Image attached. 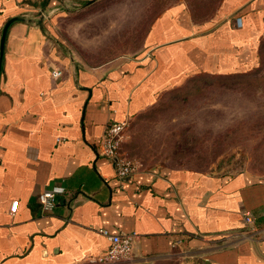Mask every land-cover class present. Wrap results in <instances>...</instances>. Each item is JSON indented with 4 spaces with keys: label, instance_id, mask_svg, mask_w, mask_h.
I'll return each mask as SVG.
<instances>
[{
    "label": "crops",
    "instance_id": "crops-1",
    "mask_svg": "<svg viewBox=\"0 0 264 264\" xmlns=\"http://www.w3.org/2000/svg\"><path fill=\"white\" fill-rule=\"evenodd\" d=\"M62 11L60 0H0V57L6 23L24 19L9 26L0 71V264H101L110 245L102 229L137 235L131 259L112 264L175 253L188 264H264V176L140 167L120 179L98 152L111 122L130 121L192 76L258 62L264 0H220L203 21L176 4L139 54L98 65L62 42ZM53 189L65 193L48 211L40 195Z\"/></svg>",
    "mask_w": 264,
    "mask_h": 264
},
{
    "label": "rangeland",
    "instance_id": "rangeland-1",
    "mask_svg": "<svg viewBox=\"0 0 264 264\" xmlns=\"http://www.w3.org/2000/svg\"><path fill=\"white\" fill-rule=\"evenodd\" d=\"M56 32L78 62L98 65L135 56L151 24L186 3L196 20L220 0H60ZM122 153L141 168L264 176V38L259 61L230 75L192 76L129 121ZM182 253L141 264H188Z\"/></svg>",
    "mask_w": 264,
    "mask_h": 264
},
{
    "label": "built area",
    "instance_id": "built-area-1",
    "mask_svg": "<svg viewBox=\"0 0 264 264\" xmlns=\"http://www.w3.org/2000/svg\"><path fill=\"white\" fill-rule=\"evenodd\" d=\"M62 70H54L53 76L60 77ZM129 121L111 122L105 133L98 142V152L101 156L113 160L116 168V176L120 179L134 174L140 169V164L136 160L126 157L121 149L126 139ZM64 194V189L46 190L40 195V202L45 210L52 211L57 206L59 194ZM11 211L16 212L19 201L13 203ZM245 220L249 224H254V217L250 211L245 212ZM101 232L110 239V245L105 254L97 260L101 264H112L129 260L134 254L137 235L135 233H116L102 229ZM182 240H178L175 245H180Z\"/></svg>",
    "mask_w": 264,
    "mask_h": 264
},
{
    "label": "water",
    "instance_id": "water-1",
    "mask_svg": "<svg viewBox=\"0 0 264 264\" xmlns=\"http://www.w3.org/2000/svg\"><path fill=\"white\" fill-rule=\"evenodd\" d=\"M42 14V17L40 18V24H43V21H44V17H45V10H42L41 12ZM18 20H24L23 18L21 17H13L11 18L5 25L4 29H3V35H2V40H1V57H0V71H1V65H2V59H3V55H4V47H5V41H6V36H7V32H8V29H9V26L15 22V21H18Z\"/></svg>",
    "mask_w": 264,
    "mask_h": 264
}]
</instances>
